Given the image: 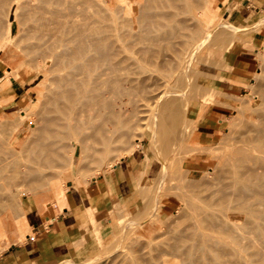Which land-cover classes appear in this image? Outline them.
<instances>
[{"label":"bare ground","instance_id":"obj_1","mask_svg":"<svg viewBox=\"0 0 264 264\" xmlns=\"http://www.w3.org/2000/svg\"><path fill=\"white\" fill-rule=\"evenodd\" d=\"M4 1L3 2L1 1V3L2 4L5 3L9 6L11 5L10 4L11 1L13 2V0L11 1L9 0L10 1L9 3V1L7 0L9 3L8 4L6 0ZM145 1L146 3H144L143 6L141 4H140L141 6L138 4V6L142 8L141 9L138 8V12L136 14L134 13L132 9L129 3L130 2L129 0H29V1L27 0L26 1L27 4L28 3L31 4L33 8L31 12L34 11L35 15L33 16L30 13L28 16L26 15L27 13L25 12L26 14L24 16H27L28 18L24 17L23 15H20V16H23V18L29 19L28 20L29 23L31 19H33L32 24H30L32 25L31 26L32 31L30 30V33H28L29 31H27V33L29 34L27 35L25 32V28H24L25 25H23V27L22 26L21 27L24 28V31H21L20 34L18 33L16 34L17 37L20 36V39L19 38L18 39L15 38V39L18 41L21 40L22 35L25 33V35H23L25 37H23L24 39L22 40L23 41L26 40L23 44H27L28 41L30 42L33 39L31 36L34 33L33 31H38L41 27L42 28L45 27V28L43 30L40 29L39 30L40 33L36 32L40 34V36L41 34L43 36L39 38V42L33 39V41L35 40V42L37 43L36 44L30 43L29 47L28 48L26 47V49L29 52L24 51L26 49L23 46H20V47L15 46V47L17 50L18 48L19 49L22 48L21 50H19L20 52H17V54L22 52V54L24 53V56L28 55L27 57L29 60L33 58V60L38 62L39 65L41 66L40 71L42 72L43 80L42 82H39V83L42 84L43 90L42 91L40 90V93H39L40 95H38L39 98L37 99L42 98L43 102L40 99L41 104L36 103L38 104V107H40L39 104L41 105V108L39 111H37L36 108L38 107L34 104L36 106L35 109L37 111L35 112L36 118H33V119L29 118L28 114L24 112L23 110L20 111V116L19 114L17 115L19 117L18 118L19 122L17 121V116H13L16 118V121H17L16 124L20 123L23 127L21 129H18L17 132L15 134H12L11 137L9 136L10 138L7 142H5L4 140L5 139L4 137H6V135H2V134L0 135V138H1L0 140L4 142V144L2 143L3 144L2 146L1 141H0V151L3 153V156L0 153V155L2 156L0 157V178L3 177L6 179L4 180L2 178L4 180L3 182L6 181V183L10 185L13 182L12 179L13 180L18 179V181L20 179L19 184H18V181L14 183L15 186L17 184L19 185V186H16V188L22 189L26 185L29 188L30 187L33 188L34 190L33 189L32 190L35 191L34 186L38 182L42 181L43 179L45 180V178H43L41 174H43V172L47 169V167H50V166L52 167L61 166V168H63L62 172L71 167L70 169L75 171V173L77 174L80 170L78 165L81 162L82 163L87 162V161L88 163L93 162V164L95 165V169L97 171L99 170L104 171V168L109 169L112 167L114 162L112 163V161L110 162V159L108 160L106 159L112 153V149L114 148L113 146V142H115V140L113 139L114 138L113 137L114 136V133H113L114 125L116 124L119 125L123 123H125L126 125L127 118L128 120H135V119H140L144 117L143 115L141 116L139 115V110L142 109V107L139 108L140 107L139 105L142 106V104L144 103L143 107L144 108L146 107L145 102H141V104L139 103L138 105L136 104V101L132 99L133 97H131L132 93H134V90L132 86L133 83L130 80V76L134 72V68H132V64L127 61L128 52H134V50L131 49L132 48L131 46H136V45L139 46L138 43L146 44V45H143L141 48L138 47V52H140L141 54L146 53V63L147 61H150V60L152 61L154 57L153 59V63H154L155 58H156L155 56L156 50H158V46L161 43L163 44L164 42L165 43L169 42L165 45L170 47L168 44L171 45L173 41L177 42V40L178 39L180 40V38H183V40L186 41L193 37V36H190L189 34L188 36H190L191 38L189 37L188 39L187 34L185 36V34L182 32V29L184 30V28H186V25L187 26L190 25V24H186V22L187 21L189 22V20L185 19L184 16L187 17V13L184 14V12H188V16L191 14L190 18L197 16L195 12L194 13H192V11L190 12V9L192 8L193 5L195 6V4H191V3L189 4L188 3L189 0H145ZM216 1L217 0H202V3L200 2L201 3L200 4L196 0L195 2H197V4L200 5V7L196 5L197 8L196 7L195 8L197 10L198 9L201 10L202 12L201 17L205 18L206 20L207 19L209 20V18L213 16L211 14V8L212 6H214ZM26 2H23V3L25 4ZM27 4L25 5L28 6ZM182 4H185V7L180 6ZM17 6L19 7L20 3L19 5H16L15 7ZM20 7L22 9L23 6L21 5ZM195 8H193L194 9L193 11L196 10ZM25 9L26 7L23 8V11H27V9L26 10ZM28 9L30 10V8ZM21 12L22 11H20V13ZM22 14H24V12ZM18 15L19 14H17V16ZM181 15L182 16L184 15L183 16L184 18L180 17ZM32 16L33 18H31ZM0 17H2L3 20L5 19V17L3 18V15H1ZM7 17L3 22L5 21L7 22ZM2 19L0 18V21H1L0 23H2L3 25ZM50 22L53 23V25L54 24L55 25L53 27H50V24H51ZM2 25H0V27ZM2 27H4V25ZM8 28L9 27H7V29ZM50 28H51V32L49 30ZM188 28H190V26H188ZM45 29L49 31H46ZM1 30L3 32H0V36H1L0 42L3 38V34L5 35L7 33L2 28ZM18 30L17 32H19ZM44 30L50 33L46 34ZM41 31H44L43 33L45 35L41 33ZM191 34L193 35V32H191ZM205 34H207V38H208L209 33H205ZM217 34L218 33L216 32L213 38H209L208 40L210 41V39H214L215 36L218 37ZM13 37H12V40H13ZM26 37L28 39L30 38V40H28ZM37 37H39V35H37ZM8 38L9 36L7 37V42L9 40ZM205 38H206V35H205ZM3 40H5V36ZM183 40H180V41L182 42ZM204 40L205 39L203 38L202 42ZM191 41L192 40L187 41V43L186 42L185 43L188 44ZM212 41L213 40H211V42ZM21 42L22 41H20L19 43ZM178 42L176 43V45L181 44ZM192 42H194V40ZM13 43L14 42H12V44ZM17 43L16 44L14 43V44L18 45L19 43L18 44ZM198 44L200 46V44L203 45L204 43H198ZM191 45H193V43ZM11 46L12 47H9L8 45L9 48H13V45ZM199 46L196 47V50L194 51H200L198 49H200L201 46L200 47ZM162 47L164 46H161L160 48ZM130 49L131 51H129ZM163 49L164 48H162L161 51H163ZM168 49L169 48H166L165 46L164 50H168ZM179 49L184 50L185 47L183 46V49L178 48V50ZM11 50L13 49H10V52ZM169 50H172V49L170 48ZM14 51L13 53L15 54L16 51L15 52ZM176 51H177L176 49H173V52H172L173 54L174 52L176 53L175 56L176 55L178 56V54L181 55V53L184 52V51H181V53L180 52L178 53ZM164 52L166 53V51L162 52L163 55L159 53V55L162 56L161 58L162 62L166 64H170L171 59L169 62L167 55L172 54V53H170L171 51H169V53L165 55ZM189 54H191L190 57L193 56L192 53H189ZM30 56L32 58H30ZM175 56L173 57L176 59L177 57ZM179 57L180 56H178L177 58L179 60L176 59L177 61H180V59L183 58L182 56L181 58ZM192 58L193 57H191L190 59L188 56L186 60H183V62L181 61L178 68L174 66L177 69L176 70L177 72L175 71L177 74L175 76V78L177 77L175 79V82H176L175 85L176 84L181 85V86H178L179 89H182V87L186 83V79H188L189 70L191 67V61L194 60ZM21 60L23 61V59ZM25 60H26V63H24ZM25 60L23 62L21 61L20 65H22L23 63L24 65H26L27 62L28 64L31 63L29 64L30 66L33 65L32 64L33 60L31 62L27 61L26 58ZM188 60H191V61H188ZM174 61H172V63ZM148 63L150 64L151 62H148ZM158 64L162 65L160 62ZM166 64H164L163 66H165ZM176 64H179V62ZM166 66H169V65H166ZM34 67L35 66H32V68ZM18 68L16 67V69ZM167 68L168 67H166L165 69L164 67L165 70H167ZM171 69L169 67L168 70L171 71ZM12 70L14 73L15 70L14 69ZM12 70H11V73H12ZM172 71H171V74L173 73ZM194 73L195 72H193V74ZM8 74L9 73H7V75ZM197 74L198 73H195L194 74L195 76L193 75L192 76L196 77ZM263 77L264 75H262L261 77L264 83ZM196 85H198L196 86L197 88L200 86V84L198 83ZM0 88H2L1 85H0ZM262 88L263 90H261ZM261 89H260V91H262L261 94H260V91L256 93V94L258 93L260 94L258 95L260 96L259 99L256 102L252 103L249 109V113L245 117L243 116L244 118V120H242L243 122L241 123V120L239 121V118L242 119L241 117H239L240 114L238 115L239 118L236 117L238 121L241 123L238 125V128L233 127V125L235 126V124H233L234 120L230 121L231 122V125H229L230 132L228 133L230 137L227 140H225L226 144L228 142V145H227V148L224 149L221 155L219 156L220 161L217 162V166H216L217 169L221 171V173L218 178H215L217 179V182L215 183L216 184L215 189L212 190L213 187L211 186L212 191L210 190V193L208 192L209 195L204 198L205 194L203 193V191L205 190V188L206 190L208 189L207 188L208 182L211 179L210 177H208L210 179L209 181L206 182L207 187L204 186L205 187V188L203 187L204 190L202 192L199 191L204 194L203 198L206 199L205 205L207 204L206 206H208L209 208L205 207V205L203 206L204 201L202 199H201L203 201L201 202L202 205H199V203L198 205L197 203L194 204L193 201L195 199L191 200V202L187 201L188 204L186 203L185 205L187 206L189 205L190 208H193V215L191 216L193 219L191 218L192 220L190 222L191 225L187 223L188 224L187 225L188 227H187L184 223L186 227L184 226V230H183V225H182V229L181 230L178 229L180 231L178 232L177 228H180V226L178 225V222H177L178 220H176V218L178 217L177 215V217L175 218L176 221L173 220V223L174 221L175 223L177 222L176 224L173 225L171 224L172 222L169 221L170 224L172 226H175L176 229H174V227L172 228L171 226L166 225L165 229L162 230L163 233H164V230L167 232L166 229H168L167 228L168 226L170 230V231L168 230L169 233L173 230L172 233H170V235L171 234L173 235V233L178 232L176 235H173V238L170 235H168L169 234L168 232L164 233L163 235V233L161 234L162 231L161 232L157 231L162 235V237L166 236L167 237V238L165 237L166 239L170 237L172 241L170 240L164 241L165 239L164 237H163L164 239L162 238L163 239L162 240L160 238L161 236L158 235L159 233L156 232L157 233L156 235L160 237H159V240L155 243L161 244V247H162V250L160 248L161 250L160 254L158 253L157 255L159 256L158 258L159 260L157 259V257H155L156 259L154 258V261L157 260L158 262L157 261L156 262L158 264H196V263L202 264L199 262H203L205 259L206 260L204 262H207V257L209 256L210 258L213 255L216 257L218 256V259H219L221 258L219 257L220 255L228 254V255H224V257L225 256L229 257V254L231 253L232 254L235 253L233 254L234 256L233 258H235V256H238V258L236 257V260H237V259H240L239 256H243L244 253H242V251L250 253L249 251H244V250H247L246 248H248V250H250L249 248H251L250 251H253V252L256 251L255 254H257V256L258 254L260 255L261 253L260 246L264 245L262 244V241H263L262 238L259 237V236H263L264 238V235H263L264 234V84L261 85ZM175 94L176 92L173 93V92L162 90L156 93V95L154 94L153 97L151 96L154 99L152 104L154 105L155 103V105L157 106V110L154 113L153 117H151V120L149 117H147V119L150 120L151 127L152 126H155L156 128L159 127V129L161 128L162 131L163 130L166 131L167 133H169V135L170 133L171 134L177 133L179 135L181 133L182 135L183 128H182V125L180 126V123H178L179 121H181L180 120L181 115L179 114L182 113L181 110L185 111L184 112L185 114H188L190 112V106L186 109L185 106L187 105L184 106L183 103L180 104V100H179L180 98ZM161 98L163 99L160 100ZM5 99L7 101L10 100L8 98H5ZM5 99H2V100L4 101ZM213 99L214 100L212 101L217 104H222L224 106L229 105V106L235 107L238 110L239 109L241 110L242 108H244V106L240 104L234 105L233 102H231L229 99L225 97H220V96L214 97L213 96ZM134 101H135V104H134ZM138 101L139 100H137V102ZM36 102H39V101H36ZM128 104L134 105L135 108L133 109L135 110H133V112L132 110L128 111L126 109ZM180 105H181V108H180ZM199 105L200 104H198L197 107H199ZM182 106H184V109L186 110L182 109L183 108ZM144 108L143 110H145ZM143 110H140V114L145 113V111L142 112ZM34 111L32 113H34ZM194 119L196 118H193V120ZM7 120L9 119L7 118ZM177 120L179 121L177 122ZM190 120H192V118H190ZM5 122L7 123L6 120ZM177 123L182 128L181 130H179L180 128L179 129L177 128ZM202 124L207 125L208 121L205 119L202 122ZM1 125L2 124H0V128H1L0 131H2L4 128L7 130L10 129V131L16 130L15 128L12 127V124H10L11 125L10 128H8L7 125L5 124L4 125L5 127L3 126L4 127L3 129ZM118 128L119 127H116V130ZM125 129L126 128L121 129L123 130L122 135H125L127 132H129L127 129L126 130ZM161 129L159 131H161ZM10 131H7L5 133H7L8 135L11 132L13 133V131L11 132ZM162 131L160 133H162ZM164 131L163 133H165ZM164 135L167 137L169 136L168 134H164ZM179 135L177 136L175 134L174 139L175 138L179 139ZM167 137L166 139L168 141L165 140L163 136L164 140L167 141L164 143L168 144V145L164 144V146L166 145L169 146L168 142H170L169 141L170 137L169 138ZM172 139L173 138H171V140ZM177 139H175V142ZM177 141H180V140H177ZM183 143L184 142H182V145ZM170 145H172L171 142H170ZM167 146H166V149L169 148ZM135 150H134V153H135ZM131 151L132 149H130L128 152H131ZM70 153L75 159V164L68 165L67 163V165H65L64 161L67 157L70 156ZM145 158H146L145 159L146 161L148 157L146 156ZM105 161H108V162L105 163ZM8 172L11 173V175ZM62 172H59L60 174L58 176H60V178L62 176L61 175ZM4 173L8 174L6 177L12 178V179L10 178L12 182L8 178L4 177ZM47 178L49 179V177ZM7 179L9 183L7 182ZM44 180L42 182H44L45 184L44 183L43 184L47 187L48 186L47 185L48 182L46 183L47 179L45 181ZM198 180H194V182L195 181L197 182ZM205 180L206 178L204 179V181ZM204 181L202 182L203 184H204ZM211 181L214 182L215 180L214 181L211 180ZM185 182H188V181H185ZM202 183L200 182V184L199 183L198 184L201 185ZM1 184L2 182L0 183V238L3 235V231H2L3 228H5L9 232L16 229V233H17L16 241L21 243L22 241H24L27 235L32 234L30 233L28 228L24 227L27 224V218L25 216V211L27 207H29L32 198H23L21 195L18 194V191L21 192V190L19 189H17L18 191L13 190L15 191L14 193L6 192L8 191L6 187L9 188L11 185H13V183L10 186L5 184V186L7 185L6 187L3 186V184L1 186ZM21 184L22 186L23 184L25 185L22 188H20ZM60 184L61 183H58V181L49 183V186L51 188L48 187V189H51L54 200L56 198H59L62 194V190L59 187L61 186ZM192 184L193 186H195L194 185L195 183H192ZM198 184H196V187L199 186ZM28 187H25V188H28ZM35 187H36V191H38L37 185ZM5 188H6V191H4ZM29 188L28 190L32 192V190H30ZM23 190L24 192L26 191L25 189H22V192ZM43 190H45L44 187H43ZM42 194H41L42 197H40L39 195L37 196H39L40 198H43ZM196 195L198 194L196 193ZM193 196L194 194L192 195V197ZM201 196L199 197L201 198ZM35 197L36 195L33 194V199H37ZM189 197L187 196V199ZM183 198L186 199V196H183ZM196 201H197V197H196ZM183 210H185V213H187L188 211H191V209L187 210V207L186 209H183ZM188 215L190 214L188 213ZM182 220H185V219H182ZM186 221L188 222L187 219ZM176 225L179 227H176ZM24 228L27 230L24 231ZM251 233L252 235L256 234L257 237H254L255 235L253 237L258 238L257 240H260V239L262 240V241L260 240L261 245L259 244V241H258V244L256 242H253L252 244V246L254 245L253 246L254 249L256 245H257L256 248H258V245H260L259 246L260 248L258 250H252V246L247 247L248 244L250 246L252 243L250 240H248L249 237H247V235L248 234L251 235ZM252 235L250 237H252ZM157 236H154L155 240L158 239ZM160 239L164 242L159 243L161 241ZM245 239L248 240V242L249 241L250 242L249 243L247 242L248 243L247 244L245 242L246 241ZM244 243L247 244L246 248L244 246ZM117 245L118 244H116L115 246ZM156 245L157 244H155V246ZM158 247H160V245H158ZM156 250L157 249H154L155 253L157 254V252L160 250L158 251ZM237 251L238 252L241 251L242 254L237 253ZM253 252H251L252 256L254 254ZM232 254L230 255L231 257H232ZM236 254H240V255H236ZM149 256L151 257L152 255H149ZM182 256H185V257H183L182 259L181 258ZM123 257L124 255L122 256V259ZM152 257H151V260H153ZM248 257L251 258L250 256ZM130 258L133 259V257H129V259ZM147 258L145 260H148ZM223 259L226 260L225 258ZM257 259L260 263H262L263 260L261 261L260 256L259 258L255 259L256 262H257ZM123 260H125V257ZM134 260H136L135 257H134ZM134 260H132L131 263H133ZM217 260H216V263H214L215 259L212 262L214 264H217L218 261L221 262V260H218V261ZM240 260H242V258ZM250 260H246V262H244V258H243V261L241 262H244L243 264L245 263L247 264V261H250ZM252 261L251 263L250 262L249 263L253 264L255 262L253 261L252 263ZM136 262L139 263V261H136ZM136 262H134V264ZM256 262L255 264H257ZM226 263L230 264L231 262L230 263L226 262ZM145 264H147V262Z\"/></svg>","mask_w":264,"mask_h":264},{"label":"rangeland","instance_id":"obj_2","mask_svg":"<svg viewBox=\"0 0 264 264\" xmlns=\"http://www.w3.org/2000/svg\"><path fill=\"white\" fill-rule=\"evenodd\" d=\"M1 1L3 2L4 0H1ZM1 1H0V10L2 14L1 12L0 14L3 15V18L5 17V19L8 16L7 22L9 25L7 24L6 21L3 22L5 19L3 20L2 17H0L4 25V27H2L3 25L2 23H0V25H2L0 27V32H3L1 28L7 32V33L5 32L6 33L5 35L2 33L3 38L0 42V85L2 87L0 88V124H2L1 125L2 129L5 127L4 126L5 124L7 125L8 128H10L11 127L10 124H12V127L16 129V130H11L13 131V133L10 131V129L7 130L5 128H4L5 130L3 129L4 131L3 130L0 131V135L1 134L6 135V137H4L5 138L4 140L5 142H7L9 138L12 136V134H15L18 129H21L23 127L20 123L16 124V122L19 120L18 119L19 117L17 115L19 114L20 116V111L23 110L24 112H26L29 118H32V119L36 118L35 112L40 110L41 100L43 102L42 98H40L41 100L37 99L39 98L38 95H40L39 94L40 90L41 91L43 90L42 84L39 83V82H42L43 80L42 72L40 71L41 66L39 65L38 62L33 60L31 56L30 58L32 59L29 60L27 57L28 55L24 56V53L22 54V52L17 54V52H20L19 50H21L22 48L20 49L18 48L17 50L16 47L23 46L26 49V47L27 48L29 47L30 43L36 44L37 42H39V38L43 35L41 34L40 36V34L36 32H39L40 29L43 30L45 27L43 26L44 28L41 27L38 31H33L34 33L31 32L33 34L32 35L30 34V35L37 42H35V40L33 41L32 39V41L30 42L28 41V43L26 42L27 44H23L26 41V40L25 41L22 40L24 39L23 37H25L23 36L25 35L24 32H22L24 34L22 35L21 40L19 41L16 40L18 38L20 39V36L18 35L19 37H17L16 34L17 33L20 34L21 31H24V28H25V32L27 35H29L28 33H30V30L32 31L31 29L32 25L30 24H32L33 19L31 18H33V16L35 15V12L34 11L31 12L33 8L30 3L27 4L26 2L27 0H16V1L13 0V2L10 0L11 3L8 0L9 3L11 4L10 6L5 3H3L5 4L3 5ZM129 1H130L129 3L135 14L138 12V8H140L138 4L139 5L141 4L143 6L144 3H146L145 0H136L137 2L135 0H129ZM195 1L196 0H192V1L189 0L188 3L195 4V6L193 5L191 8L192 10L190 9V12L191 11L192 13L195 12L197 16L190 18L191 16L190 12H189L190 14L189 16H188V12H184V14L187 13V17L184 15L183 16L185 17L186 20L187 19L189 20V22L187 21L186 24H190L188 25L190 26V28H188V26L186 25L187 29L186 28H184V30L182 29V32L185 34V36L186 34L187 36L190 34V36H193V37L191 38L190 36H188L187 38L189 39L190 37L191 39L186 40V41L183 40V38H180V40H183L182 42L178 39L177 42L179 41L178 43H181L179 45L177 44L178 46L176 45L177 43L176 41H173L174 43L173 42L171 43V45L173 44L175 46L173 45L171 46L170 44H168L170 46L168 47L167 45H165L169 42H166V43L164 42L163 43L164 45L162 43L159 45L160 47L164 46L162 47L164 49H165V46L166 48L172 49V50L163 49V51H166V53L164 52L165 55L169 53V51H171L170 53H172L173 49H176L177 50L176 52L178 53L179 52L181 53V51H184L181 53V55L177 53L178 56H180L179 58H181V56L183 57L180 59V61H177L179 59H177L178 56L177 55L175 56L176 53L174 52V54L173 53L169 54L170 56L167 55L169 62L171 59L170 64H166L162 62L161 55H163L162 53L163 51H161L162 48L158 46V50H156V54H155L156 56L155 62L153 63V59H154L153 57L152 61L150 60V61H147L146 63V53L141 54L140 52H138V47L141 48L143 45H146V44L138 43L139 46L136 44H134L136 46H131L132 47L131 49H133L134 52H128L127 54L128 55L127 61L131 63L132 68H134V72L130 76V80L133 83L132 86L134 90V93H132L131 97H133L132 99H134L136 101V104L138 105L139 103L141 104V102H145L146 107L145 108L143 107L144 103L142 104V106L139 105L140 106L139 108L142 107V109L140 110H143V108L145 109L142 111V112L145 111V113H141V114L139 110V115L140 116L143 115L144 117L140 119H135V120H128L127 118L126 125L125 123L114 125L113 127V130H114L113 139L115 140V142H113L114 151L112 149V153L106 159V160L110 159V162L112 161V163L114 162L111 168L109 169L104 168V171H101V170L97 171L95 169V165L93 164V162L91 163H88V161L83 162V163L81 162L78 165L80 170L77 174L75 173V171L70 169L71 167L62 172L63 168H61V166L60 167L50 166V167H47V169L43 172V174H41L43 178H45V180L47 179L46 183L48 182L47 184L48 186L46 187L44 185L45 183L42 182L44 179L36 184L38 191H36V187H35L36 185L34 186L35 191H33L34 190L33 188L31 187L29 188L28 186L23 184V186L25 185V187H28L30 190L33 189L31 192L28 190V188L23 187L21 184L20 188L23 187L22 189L26 190L25 192L23 190L24 193L22 192V189L16 188V186H19L18 184L20 183L19 182L20 179L19 181L18 179L13 180L10 177L11 173L8 172L10 174L9 177L12 179L13 182L10 180V178L6 177L8 174L4 173V177L8 178L13 183V185H11L12 183L10 184L11 186L7 184L6 181L3 182L4 180H6L5 178L2 177L4 180L0 178L1 179L0 183L2 182L3 186H5V184L10 186L8 188L6 187L7 186L6 185L5 187L8 189V191H6V188L4 191L8 193L9 192L14 193L15 191L13 190L19 189L21 190V192L17 190L18 194L21 195L23 198H32L29 207H27L25 211V216L27 218V224L24 227L28 228L29 231L32 229V223L34 222L43 223L44 225L48 224L50 222L51 217L57 216L59 213L62 212L63 207L68 206V202L70 201L71 196H73L76 192L78 191L83 192V190L85 188H88V186L90 185L98 184V186H100L103 197L99 198L95 204H92L94 206L90 211H88L89 212L88 217H87L88 219L85 221L84 224L80 226L79 236L73 243L70 252L63 258L56 261L54 264H128V263L134 264V262L136 261H139V263L136 262L135 264L137 263L145 264L146 262L147 264L148 263L155 264L158 261L157 260L154 261V258L157 257L158 259L159 256L157 255L158 253L160 254L162 250L161 244H158L155 242L159 240L160 236H161L160 237L161 239L163 237L164 238L166 237V236L162 237L161 235L163 233L162 230L165 229V226L168 225L176 229L175 226H172L171 224L174 225L178 222V225L180 226V228H177V230L178 229L181 230L182 225H183V230H184V226L185 225L187 226L188 224H190L191 220L193 219L191 217L193 215V208H190L189 205L187 206L185 204L186 203L188 204V202H191V200L195 199L194 200L195 202L193 201L194 204L197 203L198 205L199 203V205H202L201 202L204 201L203 202L204 203L203 206H204L205 200H206L204 198L209 195L212 187H213L212 190L215 189V186H216L215 183L217 182V179L215 178H218L221 173V171L217 169L216 166H217V162L220 161L219 156L221 155L223 150L227 148V145H228V142L226 144L225 140H227L230 137L228 134L230 132L229 130V125H231L230 121L234 120L233 124H235V126L233 125V127L238 128V125L243 122L242 120H244L243 116L245 117L249 113L250 106L252 105L253 102H256L259 99L260 96L258 95L262 93L260 89H261V85L264 84L263 79L261 78L262 75H264V71H263L264 70V6L260 8L251 7L249 10L245 11L244 14H240L238 10V8L240 7V3L234 4L232 3V0H217L214 6H212L211 8V14L213 16H211L209 20L208 19L206 20L205 18L201 17V14H202L201 10L196 9L197 6L200 7V5H198L197 2ZM197 1L198 3L200 2L202 3V0L201 1L197 0ZM23 2H26L25 4H27L30 7L26 6ZM19 3H20V6L21 5L23 6L22 9L20 6L19 7L17 6L18 9L17 7H15L16 5H19ZM180 6L185 7V4H182ZM24 7H26L27 11H23ZM28 8H30V10ZM193 8H195L196 10L193 11L194 10ZM20 11L22 12L20 13ZM23 12L24 14H22ZM30 13L33 16L30 18L31 21L29 23L28 22L29 19H26L28 17L24 15L26 14L29 16ZM17 14L19 15L17 16ZM20 15H23L26 18H23V16H20ZM183 16L181 15L180 17L184 18ZM23 25H25L24 28H22ZM54 25L53 23H51L50 27H53ZM7 27L9 28L7 29ZM17 30L19 32H17ZM49 30L51 32V28ZM49 30H46V31H49ZM27 31L29 32L27 33ZM44 31H41V33H43ZM50 32H46V34ZM191 32H193V35L191 34ZM216 32L218 33L217 34L218 37L215 36L214 38L215 40L210 39L209 41L208 39L213 38ZM205 33H209L208 38H207V34ZM6 35L7 37L9 36L8 42H7ZM37 35H39V37H37ZM205 35H206V38H205ZM4 36H5V40H3ZM12 37H13V40H12ZM203 38L205 40L202 42ZM28 40H30V38ZM190 40L192 41L194 40V42L191 41L188 44H186L187 41H190ZM211 40L213 41L211 42ZM17 41L18 43L20 41L22 42L18 44ZM12 42H14L15 44L17 43L18 45H15L14 43L12 44ZM192 43L194 46L191 45ZM198 43H204V44L203 45L200 44L201 48L198 49L200 51H194L196 50V47L199 46ZM8 45L9 47H12L11 45H13V48H9ZM183 46L185 47L184 50H181V49L178 50V48L183 49ZM10 49H13V50H11L10 52ZM131 49L129 51H131ZM14 50L15 51L17 50V51L15 52ZM13 51L15 52V54L13 53ZM24 51L27 52L28 50L26 49ZM159 53L161 55H159ZM189 53H192V54L194 53L193 56H191L193 57L192 59L194 60L192 61L188 60V61H191L189 76H188V79H186V83L184 84L182 89H179L178 86H181V85L176 84L177 87L175 85L176 83L175 79L177 78V77L175 78V76L177 75L176 68H178L181 61L183 62V60H186L188 56L191 59L190 57L191 54ZM173 56L177 57L176 58L177 60ZM20 58L23 59V61L25 60V58L27 59V61H30V62L33 60L32 66H35L34 67L35 69L29 65L31 63L28 64L27 62L28 65L27 64L24 65V63H26V60L24 61L22 65H20L22 61ZM245 58H251V64L248 69H246L245 65H243V63L241 62L242 59H245ZM172 61L174 62L172 63ZM148 62H151L152 64L151 63L149 64ZM159 62L162 65L158 64ZM178 62L179 64H176ZM164 64L169 65V66H166V65L163 66ZM174 66H176V68ZM16 67L17 68L19 67V68L16 69ZM164 67L165 69L166 67H168L167 70H165ZM169 67L170 69L171 68L173 69V71L171 69V71L173 72L172 74H171V71L168 70ZM12 69H14L16 73L15 72L13 73ZM11 70H12V73H11ZM5 71L9 74L7 75ZM193 72L198 73L196 75L197 78L193 77L195 76L194 75L195 73L193 74ZM5 76H7L8 79ZM197 83L200 84L198 88L196 87L198 86L196 85ZM162 90L173 92V93L176 92L175 95H177L180 98L179 99L180 104L183 103L184 106L187 105L185 106L186 109L190 106V112L188 114H185L184 113L185 111L180 109L182 111V113L179 114L181 115L180 116L181 119L179 118L181 121L177 120V122L179 121L178 123H180V126L182 125V128H183L182 135L181 133L180 135L177 133H174V134L170 133L169 135V133H167L164 130L163 131L165 133H163L161 128L160 129L162 133H160L161 131H159L160 130L159 127L157 128L155 126L151 127V124H150L151 117H153L154 113L157 110V106L155 105V103L154 105L152 104L154 100L152 97L154 94L156 95V93ZM261 90H263V88ZM259 91H260V94L259 93L256 94ZM213 96L214 97H219V96L225 97L229 99L231 102H233L234 105L240 104V105H243L244 108H242L241 110L239 109L240 110L239 111L235 107H232L229 105L224 106L222 104H217L212 101L214 100ZM5 98H8L10 100L7 101ZM2 99H5L7 102L5 100L4 102ZM162 99L163 98H161L160 100ZM137 100H139L140 102L139 101L137 102ZM36 101H39V102H36ZM135 101H134V104H135ZM36 103H40L39 104L40 107H38V104ZM34 104L38 108H36ZM198 104H200L199 107H197ZM132 105L133 104H130V105L128 104L126 109L128 111L132 110L133 112V110H135L133 108L135 107L134 105L133 106ZM184 106H182L183 107L182 109H184ZM35 108L37 109V111ZM180 108H181V105H180ZM32 110L33 111L35 110L34 113H32L33 112ZM238 115L242 119H240ZM13 116H17V121H16V118ZM196 116L198 117V119ZM147 117H149L150 120H148ZM236 117L239 118V121L241 120V123L238 121ZM7 118L9 120H7ZM190 118H192V120L193 118H196L193 120V121L195 120L196 121L193 122L192 120H190ZM4 119L7 121V123L5 122ZM205 119L208 121L207 125L202 124V122ZM178 123H177V128L178 129L180 128L179 130H181L182 128L179 126ZM116 127H119V128L116 130ZM124 128H126L129 132H127L125 135H122L123 130L121 129H124ZM6 130L10 131L11 133L8 135L7 133H5L7 132ZM164 134H168L169 136L167 137ZM175 134L177 136L179 135V139L177 138L175 139L180 140L181 142L177 140L175 142V139H174ZM163 136L165 140H167L166 137L167 138L170 137L169 141L172 143V145H170V142H168L169 146H167L168 144L164 142H167L168 140L165 141ZM171 138L173 139L171 140ZM0 141H1V144L2 143L4 144L2 140ZM182 142H184L183 143L184 146L182 145ZM164 144H167L166 146L169 148L171 147V148L166 149V146H164ZM136 145L138 148L136 147ZM130 149H132L133 152L132 151L128 152ZM134 150H135V153H134ZM0 153L3 156V153L1 151ZM1 155L0 157H2ZM132 155H135L137 157L138 161L140 162V165L143 167L144 170H146V173L144 172L137 176L135 180V186L131 189L129 194L117 193L112 187L113 182H114L113 169L115 165L119 164L120 161L123 160V158H127ZM146 156L148 157V159L145 161ZM64 162H65V165H67V163L68 165H72V164H75V159L70 153V156L67 157ZM106 162L108 161H105V163ZM149 168L151 169V171L149 172V174H147V170ZM58 171L62 172L61 178L60 176H58L60 174ZM47 177H49V179ZM208 177H210L211 179ZM205 178L206 180L204 181ZM8 179H7V182L9 183ZM209 179L210 181L211 180L213 181L215 180V181L214 182L211 181L212 182L211 183ZM194 180H198V181L194 182ZM202 180L204 181V184L202 183L203 182ZM16 181H18V184L16 183L17 185L15 186L14 183ZM55 181L56 182L58 181V183H61L60 184L61 186L59 187L62 190V194L59 198H56L54 200L52 191L51 189H48V187L51 188L49 186V183L55 182ZM185 181H188V182H185ZM199 181L203 185L202 184L199 185L200 184ZM207 181H209L208 187L206 185ZM187 183L188 184L195 183L194 184L195 186H193V184L188 185ZM41 184L44 186H42ZM196 184H198L199 186L196 187ZM204 186L208 188L207 189L208 191L206 190ZM43 187L45 188V190H43ZM203 187L205 188V190L203 189ZM199 191L201 192L203 191L205 195ZM191 192L194 194L193 197L195 198L192 197L193 194ZM32 193L36 195L35 198L37 199H33ZM196 193L198 195H196ZM41 194L43 195V198H40L42 197ZM37 195H39L40 197ZM203 195H204V198H203ZM183 196H186V199L183 198ZM187 196L188 197L190 196V197L187 199ZM199 196H201V198ZM196 197H197V201H196ZM206 205L205 207L209 208ZM182 207L183 209H186L187 207V210L191 209V211H188L187 213H185V210H183ZM180 210H182L183 213ZM188 213L190 215H188ZM175 218L176 220H178L176 223H175L176 221ZM182 219H185V220H182ZM186 219L188 220V222L186 221ZM173 220H175L174 223H173ZM169 221H171L172 223L170 224ZM168 226H167L168 229H166L167 232L169 230ZM179 226L176 225V227H179ZM26 230L27 229L24 228V231ZM179 230L178 232H180ZM2 231H3V235L0 238V256H2L5 252L10 250V247L13 246V244L20 243L16 241V238H17L16 229L9 232L5 228H3ZM157 231H160V232L162 231V232L160 234ZM172 231L170 233H172ZM156 232L159 233L158 234L160 235L159 237L156 235L157 234ZM167 232L164 230V233H167ZM170 233L168 235H170ZM177 233L175 232L173 233V235H176ZM173 235L171 234L170 236L173 238ZM251 235L248 234L247 237H249L248 240H250L252 243L249 246L248 243L250 241L248 242V240H246L247 239L246 237L245 242L246 243L248 242L247 243L248 245L244 243L245 248H246V245L247 247H251L253 242H256L258 244V241H259V244L261 245L260 243L261 239L257 240L258 238H254V237H257L256 234H253L252 237H250ZM154 236H157L158 239L155 240ZM259 237L262 238V240L264 241L263 236H259ZM166 238L164 239V241L166 240L172 241L170 237L168 239ZM162 240L159 243L164 242ZM263 241H262V244H264ZM116 244L118 245L115 246ZM155 244L157 245L155 246ZM158 245H160V247H158ZM260 245H258V248H256L257 247L256 245L255 249L253 247L254 245L252 246V250H258L261 247L260 248L261 253L260 255L258 254V256L257 254H255L256 251L253 252V251H250L251 248H249L250 250L246 248L247 250H244V249L243 250L249 251L250 253L242 251V253H244L243 256H239L240 259L242 258V260L240 259L236 260V257L238 258V256H235V258H233L234 257L233 254L235 253L233 254L231 253L232 257L230 256L231 254H229L230 258L228 256L224 257V255H228V254L220 255L219 257L221 258L219 259H218V256L216 257L214 255L211 256L210 258V256L207 254L209 256L207 257V262H204L206 260L205 259V257L207 256L206 255L204 257L205 260L199 263L206 264L209 261L211 262L214 261V259H215L214 263H216V260L218 259V260H221L222 262L221 263L217 260L219 264H228L226 262H229V263L231 262L232 264L233 262L234 264L235 263L243 264L244 262H246V260L251 259L250 261H247V264H248L249 262L251 263L252 260L256 262L255 259L259 258V256L261 258V261L263 260L262 261L263 263L264 262V258H263L264 257V249H263L264 247L262 246L264 245H261V246ZM154 249H157L156 251L158 250L160 251H158L156 254ZM251 252L254 253L253 256ZM237 253H241V251L240 252L237 251ZM121 255L122 256L124 255L125 260H123L124 257L122 259ZM149 255L153 256V257L151 256L153 260H151V257ZM236 255H240V254H236ZM248 256H250L251 258H249ZM129 257H133V259L131 258L129 259ZM134 257L136 260H134ZM183 257L185 256H182L181 258L183 259ZM146 258L148 260H145ZM223 258L225 259L227 258V259L224 260ZM243 258H244V262H241L243 261ZM128 260L129 261L131 260V261L129 262ZM132 260H134L133 263H131ZM239 260L241 263L239 262ZM148 261H150L151 263ZM152 261L155 263H153ZM211 262H209L208 264H214L213 262L212 263ZM255 262L253 264H255ZM256 263L262 264L258 261V259Z\"/></svg>","mask_w":264,"mask_h":264},{"label":"crops","instance_id":"obj_3","mask_svg":"<svg viewBox=\"0 0 264 264\" xmlns=\"http://www.w3.org/2000/svg\"><path fill=\"white\" fill-rule=\"evenodd\" d=\"M232 3H240V14L251 7L264 6V0H232ZM241 62L248 69L251 58L242 59ZM150 171L149 168L147 174ZM144 172L146 170L135 155L123 158L113 169L112 187L117 193L129 194L137 176ZM102 197L98 184L88 186L83 192H76L71 196L68 206L63 207L57 216L51 217L48 224L32 223V234L27 235L24 242L13 244L10 250L0 256V264H54L70 252L79 236L80 226L88 219V211L94 206L92 204Z\"/></svg>","mask_w":264,"mask_h":264}]
</instances>
